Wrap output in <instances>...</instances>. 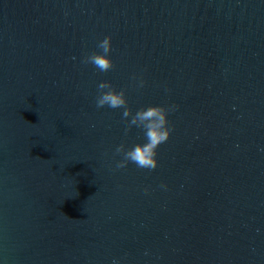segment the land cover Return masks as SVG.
I'll return each mask as SVG.
<instances>
[{
	"label": "water",
	"instance_id": "obj_1",
	"mask_svg": "<svg viewBox=\"0 0 264 264\" xmlns=\"http://www.w3.org/2000/svg\"><path fill=\"white\" fill-rule=\"evenodd\" d=\"M101 81L175 106L155 170ZM113 261L264 264V0H0V264Z\"/></svg>",
	"mask_w": 264,
	"mask_h": 264
},
{
	"label": "clouds",
	"instance_id": "obj_2",
	"mask_svg": "<svg viewBox=\"0 0 264 264\" xmlns=\"http://www.w3.org/2000/svg\"><path fill=\"white\" fill-rule=\"evenodd\" d=\"M97 47L101 51L85 55L82 63L91 64L100 72H108L114 67L110 55L113 50L112 37L106 36L98 43ZM144 83L143 80H140L139 87L142 88ZM126 92V88L117 90L110 81H101L97 85L96 107L98 109L105 106L111 109H123L122 119L126 123L125 135L133 127L144 133L145 142L136 143L130 148H126L125 144L121 143L115 148V155L122 156V159L116 163V169H124L131 163L140 169L155 170L158 167V148L169 140L173 131L168 117L170 112L175 110V106L148 105L133 113V110L128 106ZM161 187H166V185H161ZM113 264H117V262L113 261Z\"/></svg>",
	"mask_w": 264,
	"mask_h": 264
}]
</instances>
